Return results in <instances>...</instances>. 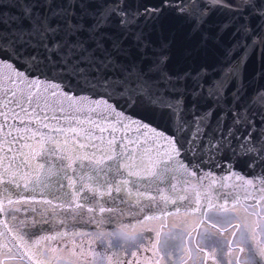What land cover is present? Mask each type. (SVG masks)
Masks as SVG:
<instances>
[{"label":"snow or ice","instance_id":"obj_1","mask_svg":"<svg viewBox=\"0 0 264 264\" xmlns=\"http://www.w3.org/2000/svg\"><path fill=\"white\" fill-rule=\"evenodd\" d=\"M6 6L0 264H124L120 253L132 264L137 252L143 264L200 253V264H264V88L249 95L244 80L253 53L264 65V0H17L10 16ZM168 11L199 37L176 65ZM226 32L220 64L197 63ZM181 213L197 216L194 228L168 227Z\"/></svg>","mask_w":264,"mask_h":264},{"label":"water","instance_id":"obj_2","mask_svg":"<svg viewBox=\"0 0 264 264\" xmlns=\"http://www.w3.org/2000/svg\"><path fill=\"white\" fill-rule=\"evenodd\" d=\"M134 2V0H132ZM140 6L143 7L145 4H155L158 3L159 0H139ZM4 5L2 11L5 16H10L13 14H18V8L14 7L16 5L17 0H3ZM212 22H218L226 19V16L217 15L213 13L211 16ZM166 25L168 30L176 32V45L173 49V64L176 65L178 62L181 61V52L183 47L194 45L199 37H193L191 40L188 39L187 34L189 31V25L183 23L182 17H177L174 15L173 11H168V15L166 18ZM215 31V29H213ZM153 39H156L154 36ZM232 43V38L230 32H226L222 39L220 46L217 45H210V50L206 57L200 58L197 63H207L208 65H218L221 62V58L223 57V48L229 46ZM240 52L235 53V57H238ZM264 69V65H262L260 58L257 54L253 53L245 66L244 71V80L247 85V92L248 94H252L256 89L264 88V78H261L257 75L259 72ZM219 75V73H217ZM236 170H239L243 173L246 170V166L243 162H238L235 165ZM215 172L216 177L218 178L220 175L224 174L222 169H213ZM189 193H191V189H188ZM105 216L108 214L105 213ZM132 217H126L123 222H132ZM11 226V225H9ZM116 226L115 223H106L104 228ZM95 224L90 225L88 228H96Z\"/></svg>","mask_w":264,"mask_h":264},{"label":"flooded vegetation","instance_id":"obj_3","mask_svg":"<svg viewBox=\"0 0 264 264\" xmlns=\"http://www.w3.org/2000/svg\"><path fill=\"white\" fill-rule=\"evenodd\" d=\"M195 216V217H194ZM185 216L183 213L179 214V215H175V216H171L168 217L167 220L165 221L168 225V227H171L172 224L177 223V224H183V223H187L193 226V228L195 227V224L197 222V216ZM194 217V218H193ZM194 220V222H193ZM146 227H154V228H160L161 227V221H155L149 225H146ZM115 228V227H114ZM112 229V228H110ZM104 230H109V229H104ZM140 229L137 228V231H139ZM167 230V229H165ZM213 231H215V229H212ZM193 235H195V231H193ZM226 236H230V232L225 233ZM97 251L98 248H95ZM119 258L121 260L124 261V264H128L129 261V257L127 256L126 253H120L118 254ZM145 255H150L149 253L145 252ZM235 255V253L233 254ZM203 256V253H200L198 255H195L193 257V261L195 262V264H200V259ZM137 258L141 259V264H143V259L140 257V253L137 252L135 256L131 257V262L132 264H136ZM193 261H189V264H193ZM23 262L20 261L19 259L15 260V261H10V264H22ZM161 264H163V261H161ZM207 264H213L212 260L209 259Z\"/></svg>","mask_w":264,"mask_h":264},{"label":"rangeland","instance_id":"obj_4","mask_svg":"<svg viewBox=\"0 0 264 264\" xmlns=\"http://www.w3.org/2000/svg\"><path fill=\"white\" fill-rule=\"evenodd\" d=\"M195 217V216H194ZM193 217V218H194ZM193 222H194V220H193ZM114 228H112V229H109V230H106V231H111V230H113ZM89 232H91V233H95V231H96V229H87ZM84 244L85 245H87V244H89V243H91L92 244V247H94V248H98V250L100 251V245H99V242L98 241H95V239H94V237L92 238V239H89L88 237H85L84 238ZM85 256H87V252L85 253ZM23 264V263H22Z\"/></svg>","mask_w":264,"mask_h":264}]
</instances>
